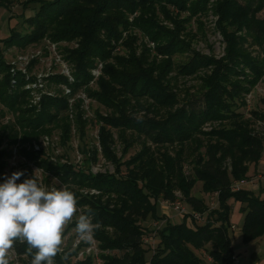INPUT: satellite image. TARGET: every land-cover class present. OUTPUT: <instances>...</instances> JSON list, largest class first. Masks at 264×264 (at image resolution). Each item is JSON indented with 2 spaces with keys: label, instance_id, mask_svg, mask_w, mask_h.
<instances>
[{
  "label": "trees",
  "instance_id": "1",
  "mask_svg": "<svg viewBox=\"0 0 264 264\" xmlns=\"http://www.w3.org/2000/svg\"><path fill=\"white\" fill-rule=\"evenodd\" d=\"M34 4L33 0L27 1ZM208 0H52L40 1L34 15L26 19L31 31L26 35L11 33L3 40L5 44L23 47L44 37L52 41H75L77 48L68 59L75 68L72 92L87 85L91 80L90 69L94 60H108L111 56V41L117 40L118 28L128 26L126 14L141 10L134 24L141 28L154 42L164 37L169 41L167 48L173 51L171 31L155 22L156 7L164 11V4L179 10L198 11ZM38 3V2H37ZM0 7H5L0 2ZM264 9V0H216L213 12L224 39V55L218 59H205L203 64L211 66V73L202 79L198 95L172 111L173 95L162 85L159 76H153L152 68H144L132 57L128 63L117 61L122 69L105 67L97 81L98 91H87L88 96L100 105L112 109V117L98 116L105 125L130 133L142 135L156 150L146 145L128 161L120 162L111 151V134L104 127L99 131V144L107 162L114 167L113 173H92L77 168L71 163L56 164L48 159L41 160L46 174L73 191L78 200L80 214L92 209L95 227L92 238L97 243L104 264H205L197 252L210 246L207 256L209 264H236L231 238L229 214L231 202L240 204L242 225L241 242L244 245L264 237V185L260 194L252 190L231 191V185L257 171L264 151V137L252 127V122L264 124V115L251 111L245 119L237 109L244 106L245 95L264 77V19L258 14ZM120 34V33H119ZM249 42L257 57H251L243 48ZM200 58L196 57L199 61ZM195 57L189 66L195 67ZM8 67L0 56V104L9 112L19 113L15 125H0V147L7 139V148L0 149V170L5 167L9 148L19 143L21 152L32 159L34 151L26 146L41 135H48L51 125H58L61 111L67 107L65 99L42 97L39 110L26 107L28 91L24 90L23 78L12 86ZM247 71V72H246ZM22 77V76H21ZM16 78V77H15ZM58 82L67 84L63 76H55ZM16 83V80H15ZM150 97L164 115L137 119L128 113L132 98ZM264 104V98L262 99ZM237 107V109H236ZM61 144L69 141V128L65 119L59 120ZM83 135L84 121L77 117ZM253 122V123H255ZM219 123L218 128L203 130L205 124ZM17 127V130H14ZM123 154L129 150L124 136ZM171 147V151H167ZM161 149H165L161 152ZM203 150V151H201ZM82 153L85 151L81 150ZM35 154V155H34ZM36 157V156H35ZM189 160L191 173L186 174L184 165ZM37 164V162H36ZM256 168V169H255ZM201 183L204 199L192 194L196 183ZM264 184V183H263ZM82 191H86L83 193ZM178 192L190 211L204 215V222H196L191 215H181L182 221L171 223L159 214L160 201L173 202ZM215 196L217 207L209 209L206 196ZM181 199V198H180ZM150 218L163 221L157 232L158 242L147 259L142 237L145 229L141 222ZM190 221L187 222L186 220ZM82 247V246H81ZM26 244L17 243L13 249L21 264H30L31 256ZM61 253L55 264H68L78 254ZM111 252L120 253L107 255ZM76 264H92L86 256Z\"/></svg>",
  "mask_w": 264,
  "mask_h": 264
},
{
  "label": "rangeland",
  "instance_id": "2",
  "mask_svg": "<svg viewBox=\"0 0 264 264\" xmlns=\"http://www.w3.org/2000/svg\"><path fill=\"white\" fill-rule=\"evenodd\" d=\"M28 0H0L5 7H0V56L8 67V73L10 72L11 63L18 61V58H24L20 61V64L24 63L27 74L30 77L41 74L44 77L42 80L44 84V97H51L53 99H65L67 107L64 111H61L58 117V125L60 119H65L66 125L69 128V141L67 145L61 144L60 127L58 125H51L48 127L50 133L48 135H41L37 141H33L30 145L26 146L27 151H33L32 145L37 144L40 146V150L36 153V157L32 159L27 158L25 153L21 152V145L19 143L10 146V155L5 158V167L0 170V183L5 181L6 177H10L13 172L22 171L23 176L17 181L23 182L24 179L34 178L37 182L51 189L52 187L62 188L66 187L61 184L57 178L45 173L41 168V160L48 159L52 163L62 164L71 163L77 168L86 171L89 169L92 173H113L114 167L110 162H107L102 154L99 144V131L101 127H104L111 134L112 144L111 151L119 159L120 162L128 161L131 157L140 152L143 145L148 147L150 151L156 150L155 146L149 141H145L144 137H140L136 133H130L121 129H114L105 125L98 116L112 117V109L100 105L95 100L91 99L87 91H98L97 81L100 77L106 80V75H103V69L105 67H114L122 69V67L116 63L113 59L117 57V61H125L128 63L132 57L139 60L142 66L146 69H153V76H159L163 86H166L171 92L174 98H172L173 105L172 111L181 107L183 103L187 102V99L192 96L198 95L202 86V79L208 76L211 71V66H205L203 64L205 59H218L224 55L226 44L220 34V29L217 25V17L213 12V5L216 0H208L207 3L202 6L198 11L191 12L187 6V10H179L171 4H164L165 8L163 12L161 7L155 8L154 18L155 22L171 31L174 38L178 42L176 48L173 51L167 48L169 41H166L167 37H164L161 41L154 42L148 38V36L134 24V18L141 16V10H135L133 14L127 13L126 20L128 26L126 29L118 28V39L111 41V56L108 60H94L93 68H91V80L87 85H84L76 91L71 90L69 94H65L66 84L58 82L55 76H63L61 72L64 68H68L69 72L73 76L75 72L74 65L68 59V55L77 48L75 41H52V39L44 37L43 39L34 42L32 44L25 45L23 47L5 44L3 40L7 39L13 32L19 35H26L31 31V27L26 23V19L31 18L34 15L36 8L40 1H52V0H33L34 4L27 2ZM38 2V3H37ZM162 9V10H161ZM260 18L264 19V9L258 14ZM246 53L251 57L256 58V49L249 46V42L244 44ZM195 57V67L192 70H188L183 67L189 66L191 60ZM200 58L199 61L196 60ZM204 57V58H203ZM23 61V62H22ZM98 71V75L94 77L92 71ZM247 72V71H246ZM19 75H17L18 77ZM16 77V84L18 79ZM64 77V76H63ZM11 78V76H10ZM20 78H25L20 76ZM74 79V77H73ZM25 80V79H24ZM23 80V81H24ZM25 82L22 83L24 87ZM74 84V83H73ZM73 84H70L73 85ZM264 98V77L251 89V91L245 95L244 106L237 109V112L243 114L245 119H250L251 111L264 115V104L262 99ZM29 94L26 97V107L30 105ZM161 106L157 105L150 97L142 96L141 98L129 100L128 113L137 119L141 118H156L159 119L161 115L169 110L160 109ZM81 114L82 121H84L83 135L79 130L81 123L77 122V117ZM20 117L19 113L9 112L0 104V125L8 126L15 125L16 118ZM255 122V121H253ZM252 122L254 130L264 137V124L260 122ZM219 123L205 124L203 130L209 131L210 128H218ZM18 128L15 127L14 130ZM124 136L126 143L130 144V148L123 154L124 143L121 141V137ZM47 138L48 143L45 139ZM8 141L4 140V143L0 149L7 148ZM17 150L16 158L13 162L15 165H9L12 160V151ZM171 147H168V152L171 151ZM81 150L85 151L82 153ZM165 149H161L163 152ZM203 151V150H201ZM53 159V160H51ZM37 162V164H36ZM259 164V163H258ZM260 165V164H259ZM184 171L186 174L191 173V166L189 160L184 165ZM259 172H264V164L257 166V171H252L248 176L256 175ZM263 183H259L258 188L253 189L255 195L260 194L263 189ZM85 193L86 191H82ZM192 194L197 198L204 199V195L201 193V183H196L192 189ZM175 195H180L175 192ZM180 205L190 211V208L184 203L182 197L179 196ZM264 197V194H263ZM160 201L169 210V217L167 218L171 223H178L182 221L181 214L173 211L168 205ZM205 202L209 209H215L217 207L215 196H206ZM159 203L157 211L161 213V204ZM231 212L229 214V222L235 226V230H230V238L232 247L235 253H238L236 258V264H264V238L262 240H255L248 245L236 242L237 230H240L242 225V213L240 207L235 202H231ZM81 215L80 211L77 212V217ZM204 222V215L202 216ZM187 222L190 220L187 219ZM197 222V221H196ZM163 221H152L150 218L141 222V227L145 229V233L142 237L143 247L147 250L146 258L148 259L155 248L158 239L157 232L163 226ZM233 233H236L234 235ZM92 234L86 238H82L76 232V218L73 222L68 224L64 231V243L62 253H71L73 250L78 249V254L84 251L88 246H92L93 250L89 256L92 257V264H104L100 258V252L97 247V243L92 244ZM82 246V247H81ZM210 246H207L204 250L197 252L198 257L202 259L205 264H209L210 260L207 256ZM70 258L68 264H76L82 259H78L77 256ZM107 255H117L118 252H111ZM20 258L17 257L14 250H11L9 255V264H21Z\"/></svg>",
  "mask_w": 264,
  "mask_h": 264
},
{
  "label": "clouds",
  "instance_id": "3",
  "mask_svg": "<svg viewBox=\"0 0 264 264\" xmlns=\"http://www.w3.org/2000/svg\"><path fill=\"white\" fill-rule=\"evenodd\" d=\"M16 171L0 183V264H9V255L17 243L26 244L30 264H55L63 252L64 231L76 218V232L86 238L95 227L92 209L77 217L76 194L67 188L40 185L34 178L17 181Z\"/></svg>",
  "mask_w": 264,
  "mask_h": 264
},
{
  "label": "built area",
  "instance_id": "4",
  "mask_svg": "<svg viewBox=\"0 0 264 264\" xmlns=\"http://www.w3.org/2000/svg\"><path fill=\"white\" fill-rule=\"evenodd\" d=\"M23 59L24 58L19 57L18 61H14L11 63L10 72H9L11 75V78H12L11 84H12V86H14L15 79H16L15 77H17V75L24 76L25 77L24 78L25 84H24L23 88H24V90L28 91L29 102L31 103L28 106L32 107V108H36L37 110H39L41 99L45 95L44 90H43L44 84L42 82V80H44L45 76L43 77V75L38 74V75H35L33 78L30 77L29 74H27L26 68H24V63L20 64V61ZM61 74L64 76V78L67 81V84L65 85L66 86L65 94H69L71 92L70 84L74 83L73 76L69 72L68 68H64V70L61 72ZM92 75L94 77H96L98 75V71L93 70ZM45 141H46V143H48L47 138L45 139ZM32 150L34 152H38L40 150V146H38L37 144H33ZM12 153H13L12 154V160H11L9 165H15V162H13V161L16 158L17 150L13 149ZM51 160H53V159H51ZM259 183H264V172H259L258 174L248 176L243 180L235 181L232 183L230 189L233 192H237V191H240L241 189H245V188L246 189H255V188H258ZM179 196L180 195H176L177 199L173 202L164 201L163 203L168 205L169 208H172L173 211L178 212L179 215L180 214L181 215H188L189 214L192 216V218L195 221H198V222L202 221V219H203L202 215L195 213L193 211H187L186 209H184L180 205V203L178 201L180 198ZM234 228H235L234 226H231L232 231L234 230ZM91 241H92L93 246H95V244H94L95 241L93 240V238L91 239ZM92 250H93V247L88 246L84 251H81L78 254L77 258L83 260L86 256H89V254H91Z\"/></svg>",
  "mask_w": 264,
  "mask_h": 264
},
{
  "label": "crops",
  "instance_id": "5",
  "mask_svg": "<svg viewBox=\"0 0 264 264\" xmlns=\"http://www.w3.org/2000/svg\"><path fill=\"white\" fill-rule=\"evenodd\" d=\"M259 164L261 165V164H264V151H263V153H262V156H261V159H260V161H259ZM257 165V166H260V165ZM256 169V168H255ZM250 173H248V175H249ZM249 190H253V189H249ZM161 204V206H160V210H161V215H163L164 217H166V218H170L169 216V210H168V208L166 207V206H164L162 203H160ZM236 205H238L239 207H240V204L239 203H236ZM240 218H242V217H240ZM231 226H234V225H231ZM235 227V226H234ZM234 230H235V228H234ZM233 230V231H234ZM234 235H236V233H233ZM236 237V242H240L241 241V233H240V230H237V236H235ZM264 238V237H263ZM262 238V239H263ZM262 239H260V240H262Z\"/></svg>",
  "mask_w": 264,
  "mask_h": 264
}]
</instances>
